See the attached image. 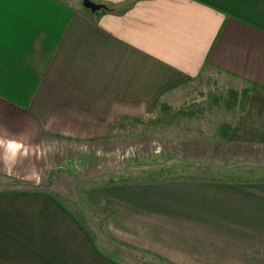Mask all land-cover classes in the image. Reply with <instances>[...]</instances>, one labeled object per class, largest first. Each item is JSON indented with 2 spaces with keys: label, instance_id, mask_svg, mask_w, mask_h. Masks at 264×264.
Masks as SVG:
<instances>
[{
  "label": "crops",
  "instance_id": "obj_1",
  "mask_svg": "<svg viewBox=\"0 0 264 264\" xmlns=\"http://www.w3.org/2000/svg\"><path fill=\"white\" fill-rule=\"evenodd\" d=\"M89 1L0 0V264H264V0Z\"/></svg>",
  "mask_w": 264,
  "mask_h": 264
},
{
  "label": "clouds",
  "instance_id": "obj_2",
  "mask_svg": "<svg viewBox=\"0 0 264 264\" xmlns=\"http://www.w3.org/2000/svg\"><path fill=\"white\" fill-rule=\"evenodd\" d=\"M0 148H3L2 159L6 165H11L21 156H27L29 149L16 139H0Z\"/></svg>",
  "mask_w": 264,
  "mask_h": 264
},
{
  "label": "rangeland",
  "instance_id": "obj_3",
  "mask_svg": "<svg viewBox=\"0 0 264 264\" xmlns=\"http://www.w3.org/2000/svg\"><path fill=\"white\" fill-rule=\"evenodd\" d=\"M201 82H202V80H201ZM205 87H206V90H205L204 93H202V92L200 93V91L198 92L197 89H194L195 91L194 90H190L186 94L189 95V98L194 97L195 99H199L200 101L201 100L202 101L208 100V98H207V96H208L207 90L212 89L213 87L209 88L208 85L205 86ZM213 89H215V88H213ZM196 92H197V94H195ZM215 92H217V94L221 93L220 90H218V89H216ZM181 107H182V105L181 106H176V110H179ZM179 172H181V171H178V170L171 171V173H179ZM181 173H184V174H187V173L194 174V173H196V174L216 175L211 170H206V172H203V171H200V170L199 171L198 170L194 171V169H192V170L191 169H187V170L182 171Z\"/></svg>",
  "mask_w": 264,
  "mask_h": 264
},
{
  "label": "water",
  "instance_id": "obj_4",
  "mask_svg": "<svg viewBox=\"0 0 264 264\" xmlns=\"http://www.w3.org/2000/svg\"><path fill=\"white\" fill-rule=\"evenodd\" d=\"M82 6L90 11L99 9V5L93 4L89 0H82Z\"/></svg>",
  "mask_w": 264,
  "mask_h": 264
},
{
  "label": "snow or ice",
  "instance_id": "obj_5",
  "mask_svg": "<svg viewBox=\"0 0 264 264\" xmlns=\"http://www.w3.org/2000/svg\"><path fill=\"white\" fill-rule=\"evenodd\" d=\"M2 44H3V25H2V21H0V46H2Z\"/></svg>",
  "mask_w": 264,
  "mask_h": 264
}]
</instances>
